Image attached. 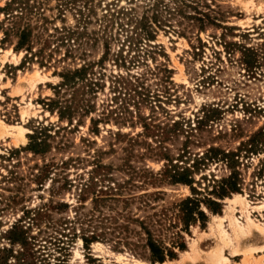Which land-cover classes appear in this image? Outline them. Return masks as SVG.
Instances as JSON below:
<instances>
[{
    "label": "rangeland",
    "instance_id": "374dc122",
    "mask_svg": "<svg viewBox=\"0 0 264 264\" xmlns=\"http://www.w3.org/2000/svg\"><path fill=\"white\" fill-rule=\"evenodd\" d=\"M63 1L73 4L65 8L64 23L58 24L82 32L75 56L83 54L85 60L97 61L104 51L98 20L105 4L113 0H89L93 12L84 24L76 8L82 7L85 0ZM4 2L0 0V7ZM56 4L51 0V7ZM119 4L127 6L125 0ZM215 5V11L228 17L223 25L233 30L208 26L198 33L175 16L166 32H158L154 42L158 48L152 49L147 66L143 61L128 66L135 54L130 51L131 41H127L134 36L132 25H116L110 30V53L103 71L105 84L95 97L96 113L92 117L109 116L98 125L97 132L90 129L88 118L69 127L67 122H58L57 116L45 112L43 101L53 97L50 86L60 81L53 76L54 67H41L36 61L20 65L24 54L14 53L9 44H0V234L22 216L23 207H39L50 200L71 205L67 213H53L54 218L74 215L72 206L78 195L74 187L51 197L49 180L43 188L30 180L31 173L35 174L43 164L74 160L66 169L52 174L58 172L61 178L77 181V185L76 175L87 178L96 156L111 168L118 182L134 180L131 183L136 187H130L129 192L161 191L164 201L159 204H170L190 191L183 184H170L169 172L160 181L165 169L191 165L195 156L211 146L234 151L264 127V0H216ZM183 31L185 35L181 36L179 32ZM93 37L100 39L95 41ZM119 49L122 57L116 65L113 59ZM245 49L256 55L255 59L251 53L246 54L247 61H256L251 68L245 66L241 55L248 53ZM64 51L61 48L60 53ZM123 60L128 62L125 67ZM80 62L69 60L65 66ZM111 75H121L125 83L137 78L148 97L140 102L126 86L111 84ZM143 122L152 126L150 130L143 128ZM37 123L56 127L51 130L50 151L43 156L19 152L3 160L1 157H7L11 150L27 145V134ZM20 127L25 129V140L19 136ZM263 160V150L259 154L242 151L239 170L244 183L238 194L242 198L234 199L237 194H233L225 199L221 214L210 215L203 230L192 227L191 234L185 235V251L162 264H264V175H258ZM210 171L217 177L227 174L220 165L211 164ZM262 171L264 174V168ZM195 178L198 180L199 175ZM57 181L54 188L63 182ZM85 208L84 212L88 211L89 202ZM3 245L6 242L0 239V248ZM90 248L93 258H99L101 264H151L128 250L115 251L111 244H92ZM85 254L82 242L75 240L68 264H93ZM219 256L228 261L214 263Z\"/></svg>",
    "mask_w": 264,
    "mask_h": 264
},
{
    "label": "trees",
    "instance_id": "16d2710c",
    "mask_svg": "<svg viewBox=\"0 0 264 264\" xmlns=\"http://www.w3.org/2000/svg\"><path fill=\"white\" fill-rule=\"evenodd\" d=\"M56 1L57 4L51 7V0H5L0 7V44H9L14 53L24 54L20 65L36 61L41 67L53 66V76L60 81L50 86L53 97L43 101V109L50 116H57L58 122H67L69 127L73 122L77 125L88 118L92 132H97L98 125L109 116L101 114L97 118L92 117L96 113L95 97L105 84L103 71L110 53L108 34L114 26H133L134 36H129L127 40L131 41L130 51L135 53L129 61L130 67L142 61L147 66L152 49L158 48L154 44L158 32H166L165 29L170 27V19L175 16L183 18L188 23L187 28L196 29L198 33L208 26L233 30L223 25L228 18L226 14L215 11L216 0H125L127 6L120 5L121 0H113L105 4L104 14L98 20L103 54L97 61H87L82 58L83 54L75 56L81 44L78 41L82 32L58 24V21L64 23L65 8L72 2ZM88 2L85 0L82 7L76 8L83 24L93 12ZM179 33L185 35L184 31L183 34ZM93 39L96 41L100 38ZM197 40L200 41V38L197 37ZM61 48H65L62 54ZM252 51L245 49L248 53L241 54L247 68L256 64V55ZM250 53L255 58L253 61L246 60V54ZM121 57L119 49L113 62L118 65ZM69 60L82 62L73 67L65 66ZM126 63V60L122 61L123 67ZM111 78V84L126 86L137 94L140 102L148 97L137 78L133 83H125L121 75H111ZM151 127L143 122L146 131ZM55 128L52 124L37 123L31 129V134H27L26 146L13 149L7 157L1 158L9 160L19 152L45 155L51 149V130ZM262 150L264 127L251 134L234 151L211 146L202 155L195 156L191 165L165 169L160 181L169 172L170 184H183L190 191L185 198L170 204H159L164 201L161 191H145L142 194L129 192L130 187H136L131 183L134 180L118 182L112 177L111 168L102 164L96 156L93 157L87 178L76 175L77 185V181L61 178L58 172L52 174V171L66 169L74 160L43 164L36 169L35 174L31 173L30 180L38 188H43L46 180H49L51 197L74 187L78 192L76 205L72 206L74 215L53 217V213H67L71 205L65 202L53 203L50 200L39 207H23L22 216L0 234V239L6 242L0 248V264H68L70 248L77 239L82 242L86 260L93 264H101L99 258H93L90 251V246L97 242L111 244L118 252L128 250L151 264L174 260L179 252L185 251V235L191 234L190 229L196 226L205 229L210 215L221 214L225 199L241 193L244 182L239 161L242 151L259 154ZM211 164L223 166L227 174L215 176L210 171ZM260 165L259 176L264 175V160ZM196 175H199L198 180ZM135 176L138 174L135 173ZM56 179L63 180L58 188L53 187L58 182ZM87 202L90 208L84 212Z\"/></svg>",
    "mask_w": 264,
    "mask_h": 264
},
{
    "label": "bare ground",
    "instance_id": "6f19581e",
    "mask_svg": "<svg viewBox=\"0 0 264 264\" xmlns=\"http://www.w3.org/2000/svg\"><path fill=\"white\" fill-rule=\"evenodd\" d=\"M3 125V124H2ZM24 131H25V129H23L22 127H20V131H19V136H20V138H21V140H25V136H24ZM240 198H242L240 195H234V199H240ZM231 200V199H230ZM214 218H218V219H221V217H218V216H214ZM248 222H251V219L250 218H248ZM222 240V239H221ZM223 242V241H222ZM95 245H100V243H94ZM195 249V248H194ZM220 253V252H219ZM218 259L216 260V259H214V263L216 262V263H218L220 260H225V261H228L226 258H223L222 256H219V257H217ZM220 264V263H219Z\"/></svg>",
    "mask_w": 264,
    "mask_h": 264
}]
</instances>
